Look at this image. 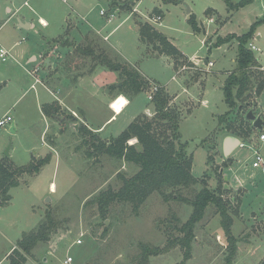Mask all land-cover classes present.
<instances>
[{
	"label": "rangeland",
	"instance_id": "374dc122",
	"mask_svg": "<svg viewBox=\"0 0 264 264\" xmlns=\"http://www.w3.org/2000/svg\"><path fill=\"white\" fill-rule=\"evenodd\" d=\"M24 1L0 0V19L8 16L6 5L12 6L13 10L23 5L20 15L33 14L31 7L35 6L39 12L35 21L40 30L39 14L55 25L71 15L69 30L73 19L80 20L79 29L84 33L98 30L109 34L114 30L109 40L125 58L121 61L139 70L149 84L155 82L176 95L170 108L178 111L181 141L186 143L188 154L193 155L192 173L197 178H204L205 185L211 190L216 191L218 186L224 189V198L229 201V212L235 220L232 232L239 239L233 264H259L264 258V171L257 174L254 169L253 148L248 144L238 147L239 162L230 167V155H224V141H221L228 134L229 124L236 130L229 129L234 136L243 134L240 125L246 118L244 111L239 112L242 106L229 107L223 85L229 71L237 67L238 36L254 28L246 46L253 42L264 53V0H247L243 6L235 8H230L225 0H28L29 5ZM231 1L237 4L242 0ZM102 9L106 11L105 15L101 14ZM113 13L115 18L111 19ZM156 14L162 15L161 23L150 19ZM211 16L215 18L213 22L208 21ZM192 18L201 32L194 29ZM143 24L158 29L183 54L174 59L157 48L158 42L154 46L142 41L139 28ZM33 31L25 32V40H22V35L17 37L4 28L0 39L9 50L12 42L19 38L21 45L17 49L20 51L37 40ZM68 36L66 30L60 42L67 43ZM72 36L80 35L73 32ZM226 37H230L228 41L216 45L219 39ZM9 51L13 55V50ZM261 53L255 50L254 54L258 57ZM207 57L216 62L213 68H207ZM60 58L61 55L58 63ZM32 69L26 58L14 55L7 61L0 58V84L8 77L13 79L0 92V110L8 105L12 107L11 117L12 114L23 115L22 122L18 121L17 132L11 131L10 124L0 127V150L4 144L5 151L7 147H14L19 165L29 163L33 156H50L39 173L23 176L20 187L11 189L12 202L0 206V264H9L7 252L13 245L17 246L25 232L38 226L48 211L63 221V226L49 241L35 247L33 256L29 257L32 260L26 264H65L69 255L74 257L73 264H227L228 240L221 215L213 204L206 208L204 218L194 229L191 256L186 257L184 246L175 243L183 235L181 226L193 212V205L184 197L194 198L204 186L202 182L187 188H171L168 192L173 197L167 199L154 192L137 212L131 203L114 201L103 213L96 202L97 196L110 188L118 190L123 177L132 176L140 168L136 163L107 153L87 155L89 147L73 127V120L67 118L60 124L56 119H50L51 126L48 125L38 108L37 97L40 90V100L51 98V95L35 79L36 76L41 80L45 77L47 82L51 78L43 70L32 75L29 72ZM213 69L220 70L221 75L213 76L217 74ZM113 72L117 75V84L122 83L123 77ZM103 78L109 80L111 77L103 73L96 83ZM253 80L256 82L257 79L253 77ZM63 83L67 84V81ZM88 88L95 97L85 95ZM149 92L148 85L143 92L132 94L131 104L108 126L105 136L116 129L121 130L115 133L119 135L127 127V120L133 121L128 118L130 114L154 117L155 105L148 98ZM101 93L87 81L84 88L71 94L68 102L78 104L87 97L92 112L89 115L102 122L111 111L102 108L98 100ZM128 103L127 97L120 95L113 100L112 107L121 113ZM248 105V110H254L251 104ZM71 112L66 109L61 115ZM46 125L50 127L46 136L59 144L58 164L52 150L46 148L41 139ZM57 132L61 133L60 137L56 136ZM132 139L128 143L141 149L137 139ZM252 146L260 149L259 145ZM260 151L264 156V148ZM51 181L55 182L57 190H51ZM240 183H245L246 194L244 188H237ZM81 234L83 242L76 244Z\"/></svg>",
	"mask_w": 264,
	"mask_h": 264
},
{
	"label": "trees",
	"instance_id": "16d2710c",
	"mask_svg": "<svg viewBox=\"0 0 264 264\" xmlns=\"http://www.w3.org/2000/svg\"><path fill=\"white\" fill-rule=\"evenodd\" d=\"M225 1L230 8L243 6L247 2V0H242L234 4L231 0ZM191 21L194 29L199 32L200 27L196 20L192 18ZM139 30L142 41H148L154 46L158 42L157 48L162 53H168L174 59L183 54L162 32L151 25L143 24ZM253 33L254 28L238 36L237 67L227 75L223 85L227 104L231 108H238V105H241L239 112L248 110V104L252 102L251 98L258 95L264 87V75L261 72L256 74L254 70L257 68L254 51L246 46ZM229 38L219 39L216 45L228 41ZM92 42L93 40L88 44L77 46L74 53L82 55V58H89L92 63L91 68L104 66L118 72L119 76L123 77V80L120 81L122 83L111 85L112 89L118 88L120 93L129 97L132 94L143 92L148 87L149 81L143 77L140 71L127 62H122L120 55L110 46H108L109 52L106 51L107 48L98 51ZM254 76H256V82L253 80ZM153 102L155 105L154 117L148 118L145 115H138L118 136L111 138L109 142L101 139L83 122H80L78 132L83 136V143L89 147L87 155L92 156L97 152L107 153L136 163L140 168L132 176L123 177V184L118 190L115 191L110 188L100 193L96 202L103 213L109 209L110 204L114 201L131 203L134 212H137L154 192L160 193L167 199L173 197L168 192L171 188H187L202 182L204 186L195 194L194 198L184 197V200L193 205V212L181 226L183 235L175 243L179 242L184 246L186 257L191 256L192 240L195 236L194 229L197 223L204 218L206 208L213 204L221 215L222 227L228 240L227 264H233L238 253L239 239L232 232L233 216L229 212V201L224 198L225 190L220 186L217 187L216 191L211 190L205 185L204 178H197L192 173L193 155L188 154L186 143L181 141L178 111L170 108L172 96L168 91L163 87L159 88L154 94ZM42 109L46 116L60 120L61 106L58 102L44 104ZM240 127L243 134L240 133L239 135L243 137H248L253 132V126L245 119L242 120ZM228 128L236 131L232 124H229ZM132 138L137 139L141 149H137L135 144L128 143ZM49 159L50 156H33L29 163L16 165L8 156L0 158V206L10 202L12 199L10 190L21 184L23 176L39 173ZM62 226L63 221L57 219L52 211H48L38 226L25 232L22 238L18 240L17 246L8 255L9 264H25L28 258L33 256L35 247L40 242L49 241L51 236L56 234ZM259 264H264V258Z\"/></svg>",
	"mask_w": 264,
	"mask_h": 264
},
{
	"label": "crops",
	"instance_id": "0c3cea01",
	"mask_svg": "<svg viewBox=\"0 0 264 264\" xmlns=\"http://www.w3.org/2000/svg\"><path fill=\"white\" fill-rule=\"evenodd\" d=\"M7 1H9V0H7ZM139 1L141 2L142 0H139ZM26 2H27V4H26ZM24 4L29 5L28 0H25ZM5 8L7 10L8 16L5 19H0V22L2 21V23L0 24V32L4 28H8V30L11 31L12 35H15L17 37H18V35H22V37H21L22 40H25L24 33L27 32V34H29V31L31 29H33L35 31V32L33 31L35 34H37V40L35 41V43L33 42V43L29 44L27 46V48L18 51L17 47L19 45H21L20 40L18 38V40H14L12 42V44L10 45V49L13 50V55L15 57L20 56L21 58H26V62L32 64L33 69L31 71H29L32 75H36V74L40 73L41 70H43L46 73V75L47 74L50 75L51 79L47 80V82L44 79L45 77L43 78V80H41L39 77L36 76V78H38L40 80L39 82L43 86V90L46 89L51 95V98H45V100H40L39 99L41 96V90H40L39 96L37 97L38 108H39V110H41L43 117L45 119H47V121L49 122L48 125L51 126L50 119H54V118H50L49 116H46L44 114L43 109H42L43 105L47 104V103L58 102L61 106L62 112L66 111V109L69 111H74L81 118V121H80V118H78L76 116L74 117L71 114L72 112L69 114L66 113V115H64V116L61 115L60 120L56 119L57 121H59L60 124L66 122L67 118L69 120H73L72 125L76 129V131L78 132L79 124H80V122H83L91 131H93L95 134L99 135V137L101 139L107 140V142H109V140L111 138L118 136L115 133H117V132L119 133L121 130H117V129L113 130V132L109 131L110 134L107 133L108 135H106V136H105V134H106L108 126L110 124H112L113 122H115L116 120H118V117L121 114H123L126 111L127 107L131 104L130 96L128 97L124 93H120L118 88L112 89L110 87L111 85L118 83V81H117L118 78H117V75H115L116 74L115 72H113L112 70H110L108 68H105L104 66H96V67L91 68V67H89L91 65V61L89 58H87V57L82 58L83 57L82 55H80L78 53L77 54L74 53V50L77 48V46L88 44L89 42H91L93 40L92 43H93L96 50L102 51L103 49L107 48L108 50L106 49V51L109 52L110 48H112V50L117 52L120 55V57L125 60L123 55L119 51H117V48L115 49V47L110 43V40H109L110 35L114 30L111 31L109 34H107V33L102 34V32L98 31V30H91L87 33H84L79 29L80 28L79 27L80 20L78 21L77 19H75V20L73 19L72 25L70 26V28H72V29L69 30L68 29V20H70V18H73L71 15L67 16L59 25H57V24L55 25V23H53L51 20H49L45 16H41L39 14L37 16V19H38V21L42 27V30H40L39 28H37L36 21H35L36 20L35 16L39 13L38 10L35 8V6H33V8L31 7L33 14L32 13H25V14L23 13L21 15H20V13L22 12L23 5L18 6L14 10H13V7L10 5H6ZM119 12H120V10L118 9L117 13H119ZM114 18L115 17H113L112 19H114ZM66 30L68 31V34H69V36H68L69 41L67 43H63V41L60 42L61 37H63L64 34H66ZM77 30L79 32H77ZM201 31L202 30H200L199 32H201ZM73 32L77 33V35H80V36H78L77 38L75 36H72ZM78 33H80V34H78ZM70 34H71V36H70ZM105 37H107V39H105ZM259 38H260V35L257 36V39H259ZM250 43H253V42H250ZM253 44H255V43H253ZM108 46H110V48ZM0 47H4L1 39H0ZM257 47L260 49L258 51H260L262 53L258 57L256 56L257 68H255L256 69L255 71H256V74L261 72L264 75V53H263V50L261 49L260 46H257ZM4 48H6V47H4ZM254 53H255V51H254ZM10 54H11V52H10ZM13 55L11 54L12 57H13ZM59 55H61V58H60L61 61L58 63ZM47 59H48V61H47ZM7 60H5V61H7ZM236 63H237V58H236ZM215 64H216V62H214L213 67L215 66ZM64 69H66V70L64 71ZM103 69H106V70H103ZM214 71H217V74H213V76L217 77V76L221 75L220 70H214ZM230 72H232V71L230 70L229 73ZM103 73L106 74L108 78L109 77H111V78L109 80H107V79L104 80V78H103L100 81H97V83L99 82L97 84L96 80L97 79L99 80L100 78H102ZM210 76H212V75H210ZM75 77H76V79H75ZM254 77H256V76H254ZM12 80L13 79L11 77H8L7 80L3 81L2 84H0V92L2 90H4L5 88H7V86H9V84H10L9 82H12ZM35 81H36V79H35ZM65 81H67V84L63 83ZM87 81H89L90 86L97 87L98 92L99 91L102 92L101 98L98 99L100 104L102 105V108L107 107L111 111L110 115L107 118H105L102 122H97L94 117L89 115L92 112H90V109L88 108L89 102L86 99H88L87 97H95L96 96L90 91L91 90L90 88H88L85 91V95L87 97L85 98L84 101L82 100L78 104H73L71 102H68V99L70 101L71 94L73 92H75L76 90L80 89L81 87L84 88L85 84H87ZM196 81H199V80H196ZM201 81H204V80H201ZM62 84H63V86H62ZM33 86H35L34 83L31 84L32 88H33ZM190 86H188V87H190ZM60 87H63L64 90L62 91V88H60ZM168 93H169V91H168ZM120 95L126 96L129 103H128V105H126V107L122 110L121 113L116 114L114 112L111 104H112L113 100H115ZM171 96L173 97L172 102H174L176 99V95H171ZM251 106H252V108L254 107L253 109H254L255 113L258 115H261L262 119L264 120V87L262 88L261 92L258 95L253 96ZM11 112H12V107H8V105H7V107H5V105H4V108L2 110H0V119L6 114H11ZM62 112H61V114H62ZM108 114H109V112L107 111V115ZM137 116L135 114H130V116L128 118H130L131 120L132 119L134 120ZM12 117H13L12 123L15 124V129H16L15 132H17L18 131V121L22 122L23 115L17 116L15 114L14 115L12 114ZM131 122L132 121L127 120L125 126H128ZM12 123L10 125H12ZM75 125H78V126H75ZM49 129H50V127H48L46 125V127L41 132V139L44 142L43 143L44 146L46 148L52 150L51 152L53 153L54 158L56 159V162L58 164V161H59V158H58L59 144L57 145L58 142H56L55 139H49L46 136ZM231 131H233V130H231ZM231 133L232 132H230V130L228 129V134L226 133L224 135L221 143L223 141H225L227 136L233 135V133L232 134ZM262 133H264V125H263L262 129H256L255 130V128H253L252 134L248 137L239 136L237 134H236L237 135L236 137H238L242 142L248 144L249 146L252 143L256 146L259 145V148L261 150H263L264 141L259 139V136ZM56 136L60 137L61 133L57 132ZM5 145L6 144H4V147L0 150V158H2L4 156H8L16 165H19L17 162L18 160H16L17 156H16V154H14L15 148L11 147L9 149V155H5L4 154L5 153ZM238 147H240V146H238ZM238 147H236L229 156V158L231 160L230 161V165H231L230 167H232L234 164H237L239 162L237 159V154L239 153ZM28 150H30V148ZM253 158H254V156H253ZM17 159H18V157H17ZM254 169H257L256 172H257V174H259V173H262V171H264V166L254 167ZM20 185H19V187H20ZM54 185H55V182L51 181V185H50L51 190H55V189L57 190V186H54ZM244 185H245V183L244 184L240 183L237 188H240V187L244 188V190H245L244 194H246L247 188ZM13 188H15V187H13ZM11 195H12V199H13V194L11 193ZM12 199L10 200V202L8 204H10L12 202ZM234 224H235V220H233L232 231L234 229ZM14 247H15V245H13L10 248V250L6 254L7 256L11 253V251L13 250ZM29 259H31V258H28V260ZM28 260H27V262H28Z\"/></svg>",
	"mask_w": 264,
	"mask_h": 264
},
{
	"label": "built area",
	"instance_id": "2783aa9c",
	"mask_svg": "<svg viewBox=\"0 0 264 264\" xmlns=\"http://www.w3.org/2000/svg\"><path fill=\"white\" fill-rule=\"evenodd\" d=\"M27 4V2H26ZM101 14L102 15H105L106 14V11L105 10H101ZM114 13L111 14V17H114ZM112 19V18H111ZM152 20V22L156 23V22H159L161 23L162 21V15L161 14H156L154 15L152 18H150ZM215 20L214 16H211L209 18V22H213ZM252 51H255V50H260L255 44L253 43H249V46H248ZM11 56L10 54V51L4 47H0V58L2 60H7L9 57ZM214 62L212 60H210L208 58L207 60V68H211L213 66ZM173 78H175V76H173ZM40 80L38 78H36V82H39ZM34 87V86H33ZM149 87H150V92L148 94V98L149 100H153V97H154V94L155 92H157L160 88V85L155 83V82H152L150 81V84H149ZM119 97L116 98V100L118 99ZM112 106V105H111ZM113 108V107H112ZM113 110L115 111V113L117 114L118 111L113 108ZM72 113L77 116L78 118H80L78 116V114L74 111H72ZM81 119V118H80ZM13 122V117H11L9 114H6L4 115L1 119H0V127H4L5 125L7 124H11ZM259 139L264 141V133L260 134L259 136ZM253 144V143H252ZM252 144L250 145L251 148H253V156H254V160H253V166L254 167H261V166H264V156L263 154L261 153L260 149H258V147H253ZM247 144L244 143V142H240V147H244L246 146ZM82 235L80 237L77 238L76 240V244H81L83 242V239H82ZM74 262V257L69 255L66 260H65V264H73Z\"/></svg>",
	"mask_w": 264,
	"mask_h": 264
},
{
	"label": "water",
	"instance_id": "95a60500",
	"mask_svg": "<svg viewBox=\"0 0 264 264\" xmlns=\"http://www.w3.org/2000/svg\"><path fill=\"white\" fill-rule=\"evenodd\" d=\"M208 60V57L207 59ZM48 61V59H47ZM121 84V83H120ZM245 118L247 121L252 123L253 128L255 129H262L264 125V120L262 119L261 115H257L254 110L250 109L248 111H244ZM78 126V125H75ZM15 124L12 123L11 125V131L15 132ZM241 140L234 136V135H229L224 141V155L228 157L232 151L240 145ZM9 149L10 147H7L5 151V155H9Z\"/></svg>",
	"mask_w": 264,
	"mask_h": 264
},
{
	"label": "bare ground",
	"instance_id": "6f19581e",
	"mask_svg": "<svg viewBox=\"0 0 264 264\" xmlns=\"http://www.w3.org/2000/svg\"><path fill=\"white\" fill-rule=\"evenodd\" d=\"M112 105V104H111ZM133 140V139H132ZM55 186V185H54Z\"/></svg>",
	"mask_w": 264,
	"mask_h": 264
}]
</instances>
